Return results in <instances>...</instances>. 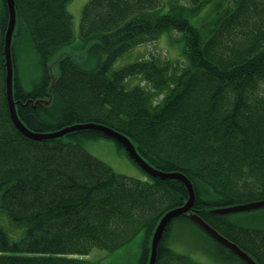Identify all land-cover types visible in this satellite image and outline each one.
Here are the masks:
<instances>
[{
  "label": "trees",
  "instance_id": "16d2710c",
  "mask_svg": "<svg viewBox=\"0 0 264 264\" xmlns=\"http://www.w3.org/2000/svg\"><path fill=\"white\" fill-rule=\"evenodd\" d=\"M70 1L15 0L14 96L20 118L35 131L95 121L125 133L151 164L185 173L196 191L192 211L264 264V217L234 222L230 214L211 211L264 199V0L216 4L213 24L205 30L190 17L213 0L175 1L166 11L162 0H90L79 37L96 64L88 68L64 55L52 101L45 105L37 101L50 97V60L76 38ZM8 21L6 0H0V208L19 236L12 240L0 219V264H88L83 256L94 248L115 251L142 231L138 264H148L159 220L189 198L185 184L116 172L82 140L111 138L132 158L118 140L97 130L47 140L23 134L6 92ZM172 29L185 39V67L172 72L170 59L153 56L113 69L134 46ZM28 38L42 66L31 89L18 75V45ZM137 76L152 87H127ZM182 221L194 222L182 214L168 224L156 264H204L169 245L175 223ZM218 245L226 263L247 264Z\"/></svg>",
  "mask_w": 264,
  "mask_h": 264
},
{
  "label": "rangeland",
  "instance_id": "374dc122",
  "mask_svg": "<svg viewBox=\"0 0 264 264\" xmlns=\"http://www.w3.org/2000/svg\"><path fill=\"white\" fill-rule=\"evenodd\" d=\"M89 1L90 0H71L67 4V10L73 16L76 38L73 43L65 45L62 49L57 51L53 60L63 55H71L85 67L90 68L96 64L95 58L87 59V48L89 44L84 45L79 37L82 11ZM162 1L165 3L164 11H166L171 7L172 2L179 1L181 3H186L189 0ZM233 1L234 0H213L205 6L202 12L191 16L190 20L194 25L202 27L205 30L206 26H211L213 24V20L216 16V4H220L221 8H226ZM185 44L186 42L183 38V34L178 30L172 29L164 31L157 40L138 44L121 55L114 63L113 69H120L140 58L146 59L155 56L162 60L170 59L173 64L172 67H174L172 72H175L187 65L184 54ZM53 72H58L56 65L53 66ZM18 75L21 83L26 89H31L33 85L41 79L42 66L30 38L18 45ZM126 85L129 88L137 85L143 86L146 89L152 87L143 77L139 76L128 79ZM173 86L174 84L166 88L160 95L154 97L153 102H159L166 93L170 92ZM81 143L87 151L106 162L116 172L143 181L151 180L150 174L133 162L125 152L119 149L115 140L107 137H100L97 139H84ZM251 217H264V209L248 214L240 212L230 214V220L234 222H240V220L250 219ZM0 219L12 240L18 239L19 236L14 229L15 227L9 223L7 214H5L1 208ZM143 242L144 231L140 232L134 240L115 251L94 248L90 254L83 257L88 261V264H138L142 253ZM218 244L221 243L197 223L183 221L175 223L173 234L169 241V245L177 252L187 254L198 262L204 264H229L222 259L221 249ZM225 248L229 250L227 247Z\"/></svg>",
  "mask_w": 264,
  "mask_h": 264
},
{
  "label": "water",
  "instance_id": "95a60500",
  "mask_svg": "<svg viewBox=\"0 0 264 264\" xmlns=\"http://www.w3.org/2000/svg\"><path fill=\"white\" fill-rule=\"evenodd\" d=\"M8 11H9V21L7 26V31L5 35V45H4V58L6 63V92L10 114L12 120L14 121L17 128L25 134L27 137L36 139V140H47L55 138H64L68 133L81 131V130H97L105 133L106 135L118 140L129 152L130 156L149 174L154 177H160L165 179H177L182 181L189 193V198L185 204L172 208L167 211L159 220L158 225L156 226L151 241H150V257L148 264H156L158 249L160 242L162 241L165 231L168 224L176 217L182 214H188V216L197 222L205 231H207L212 237L218 240L223 246L227 247L231 252L240 257L247 264H260L249 252L240 247L236 242L232 241L228 237L220 233L215 227L209 224L204 218L192 211V208L196 201V191L194 184L191 179L181 171H165L154 165H152L138 150L136 144L133 140L126 135L125 133L108 126L103 123L95 121H86V122H76L67 126H64L60 129L53 131H35L29 128L24 121L20 118L17 102L14 96V83H15V66L13 59V43L14 36L17 32V8L15 0H6ZM54 57V56H53ZM50 60V73L52 76L51 86L49 89L50 97L40 99L37 102H40L45 105H50L52 101L51 90L54 88L56 79L59 74L58 63L64 57L60 56L56 60ZM56 65L58 72H53V66ZM33 103L36 106V103ZM264 207V199L254 200L244 203L232 204L229 206H222L213 208L211 211L217 214H231L235 212L248 211L253 209H258Z\"/></svg>",
  "mask_w": 264,
  "mask_h": 264
}]
</instances>
